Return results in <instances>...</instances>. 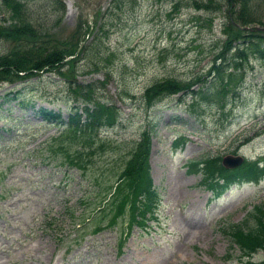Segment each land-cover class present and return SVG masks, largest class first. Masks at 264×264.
Returning a JSON list of instances; mask_svg holds the SVG:
<instances>
[{"label":"rangeland","instance_id":"obj_1","mask_svg":"<svg viewBox=\"0 0 264 264\" xmlns=\"http://www.w3.org/2000/svg\"><path fill=\"white\" fill-rule=\"evenodd\" d=\"M23 1L22 10L46 42L72 38L78 15L86 14L76 4L69 14L65 0L63 8L52 0ZM193 1L176 0L171 12L172 0H120L117 6L104 0L71 67L0 80V264H241L239 248L222 228L264 200V176L234 182L211 197L186 158L264 154V62L249 55L239 84L219 98L179 99L176 92L147 107L140 99L144 87L163 76H206L225 35L230 0H201L208 6L197 7ZM253 10L264 13V0H254ZM12 20L0 0V24ZM12 44L0 36V52ZM67 78L96 83L93 95L118 106L116 123L99 129L103 144L83 153L85 167L69 163L59 148L55 135L64 124L36 110L46 104L67 118L77 101ZM18 88L25 102L6 96ZM145 127L151 130L156 217L129 224L128 211L117 213L115 207L114 223H107V183ZM179 134L185 141L174 149L170 143ZM251 260L264 264V249L255 250Z\"/></svg>","mask_w":264,"mask_h":264},{"label":"trees","instance_id":"obj_2","mask_svg":"<svg viewBox=\"0 0 264 264\" xmlns=\"http://www.w3.org/2000/svg\"><path fill=\"white\" fill-rule=\"evenodd\" d=\"M1 2L10 8L13 20L10 24H0V36L13 40V44L0 52V79L25 78L45 70L60 73L66 64L71 67L79 53L86 47V44L82 43L79 52H76L79 41L85 34L84 29L88 27L87 22L76 24L72 29L73 37L67 38L68 40L56 39L46 42L39 36L40 26L32 24L22 10L24 1L1 0ZM228 2L226 18L222 22V31L225 35L220 38L217 48L212 53L206 68V76L196 72L191 78L184 80L172 75L153 80L140 94V99L146 107L161 97L180 90L182 91L180 95L188 92L202 98H217L221 93L224 94L239 84L237 80L241 77L244 62L249 55L264 61V13L253 10L254 0H234L237 6H233L231 1ZM193 3L196 7L208 6V2L201 0H194ZM102 31L105 33V29ZM67 80V86L75 100L83 102L81 107L84 115L81 116L78 103L72 104L67 119L62 117L59 110L52 107L40 105L37 110L44 118L65 123L55 135L60 144L59 148L65 152L64 157L69 163L85 167L86 158H83V153L96 151L95 143L103 144L98 135L99 129L116 123L118 106L115 103L101 101L93 95L96 83L72 78ZM196 82H199L197 88L191 87V84ZM150 133L148 127L139 133V138L134 141L129 153L122 158L116 178L107 183L109 192L112 188L106 200L107 207L111 210L107 223L114 222L111 216L115 207L117 213L128 208L129 224L133 221L143 224L147 213L154 210L157 190L149 173ZM180 138L181 135L177 139ZM177 139L173 141L174 144H177ZM65 145H72V150L65 151ZM260 157L263 159L262 164H259L258 158L244 159L237 167L226 168L220 163V154L207 153L201 157L191 158L188 166L189 170L200 171L203 184L218 195L232 181L257 180L263 176L264 155ZM67 209L71 214L72 209ZM223 231L239 248V258L244 261L243 263L252 264L250 254L259 248L264 249V200L254 202L240 220L229 222L227 227H223Z\"/></svg>","mask_w":264,"mask_h":264},{"label":"water","instance_id":"obj_3","mask_svg":"<svg viewBox=\"0 0 264 264\" xmlns=\"http://www.w3.org/2000/svg\"><path fill=\"white\" fill-rule=\"evenodd\" d=\"M242 160V156L238 153L233 154V153H225L222 156V163L228 166H233L237 163H239Z\"/></svg>","mask_w":264,"mask_h":264},{"label":"flooded vegetation","instance_id":"obj_4","mask_svg":"<svg viewBox=\"0 0 264 264\" xmlns=\"http://www.w3.org/2000/svg\"><path fill=\"white\" fill-rule=\"evenodd\" d=\"M80 9L85 8L87 11L93 7V10L97 7L101 0H75Z\"/></svg>","mask_w":264,"mask_h":264},{"label":"bare ground","instance_id":"obj_5","mask_svg":"<svg viewBox=\"0 0 264 264\" xmlns=\"http://www.w3.org/2000/svg\"><path fill=\"white\" fill-rule=\"evenodd\" d=\"M66 1H67V12L71 14L73 13V3L70 0H66Z\"/></svg>","mask_w":264,"mask_h":264}]
</instances>
